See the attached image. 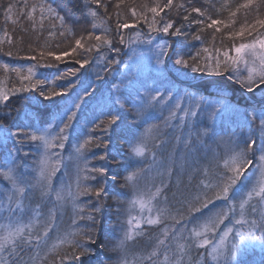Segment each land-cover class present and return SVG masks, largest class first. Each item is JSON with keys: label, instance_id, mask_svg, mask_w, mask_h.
Instances as JSON below:
<instances>
[{"label": "snow or ice", "instance_id": "snow-or-ice-1", "mask_svg": "<svg viewBox=\"0 0 264 264\" xmlns=\"http://www.w3.org/2000/svg\"><path fill=\"white\" fill-rule=\"evenodd\" d=\"M218 2L219 7L209 0L208 7H192L190 11L183 3L177 4L176 0H153L152 4L144 3L139 8L131 3L125 15L121 8L127 0H116L114 15L118 42H132L133 37L126 40L121 34L122 29L134 27L128 22L129 15L136 23L143 21L151 33L184 36V23L177 26L176 21L164 18L173 10L184 9L187 14L183 21L189 22V27L191 24L200 26L192 39L202 40L200 33L212 30L213 47H204L186 59L181 54L184 45L180 41L173 44L165 40L156 45L153 53L156 70L161 71L160 66L165 65L166 58L175 57L172 64L176 71L185 68L192 73L226 76L228 82L239 86L245 93L255 95L258 91L261 103L249 105L241 111L227 101L223 88L218 89L215 100H206L203 96L197 98L187 92L183 96L179 92L174 93L161 80L159 86L148 88L141 83L129 91L128 97H114L113 108L101 112L87 131L78 132L74 122H78L77 113L84 98L91 95L88 89H84L77 101L65 109L58 121L45 127L11 132L0 125V139L5 142L12 140L14 147L18 145L15 154L9 151L3 166H0V183L7 184L6 188H0V213L3 214L0 215V264H68L70 261L85 264L82 258L90 260L97 248L103 250L105 245L97 244L96 240L99 221L92 214L100 213L102 206L92 207L85 217L81 215L85 208L80 198L95 197L99 203L101 198L108 196V181L117 179L110 169L112 164L123 168V186L131 190L127 219L111 249L119 254L117 264H209V261L210 264H240L238 253L246 243L260 241L264 246V32L258 31L264 29V16L260 15L264 0ZM89 3L98 5L107 13L104 0H89ZM0 7L6 23L11 21L17 25L21 20L26 21L30 30L37 34V42L44 34L46 21L49 22L48 37H73L72 45L59 52L53 50L59 45L53 46L48 39L38 48L29 45V50L35 55L26 58L35 63L26 70L19 67L11 69L27 83L11 90L0 88V102L8 101L10 93L32 92L48 84L53 87L40 90L39 96L49 101L64 96L76 85L69 81L66 87L57 90L55 81L77 76L86 65L97 63L91 59L90 54L94 51L107 62L106 68L121 63L115 58L108 61L100 51L107 47L109 52L119 55L121 49L113 46L109 29L105 26L111 17H101L96 8L89 7L86 13L93 22V31L86 36H77L65 16L47 3L29 4L28 0H21L20 5L9 3ZM210 9L217 18H213ZM193 13L200 18L190 21ZM225 13L226 18H220ZM253 13L255 18L249 22L248 16ZM240 15L244 20L237 28ZM28 30L21 27L22 32ZM217 33L232 41L231 47H224L222 41L221 47H214ZM246 34L251 37L248 42L235 43L237 38L243 40ZM134 36L137 40L142 38L140 32ZM154 39L149 35L143 43L151 45ZM23 40L24 37L20 36L19 41L23 43ZM5 42L9 46L14 44L7 30L0 37V45ZM201 53L206 55L202 62H198ZM14 54L18 53L11 50L6 53L8 56ZM78 55L80 58H76ZM66 57L72 58L79 67L56 76L52 81L36 78L37 68L58 69L56 62H62ZM0 67L9 69L8 64H0ZM100 78L97 73L96 79ZM127 83L132 85L133 81L128 80ZM141 88L145 90L141 92ZM156 111L160 112V122L148 124V120L156 118ZM164 111L168 112L166 117ZM129 113L132 114L131 124H127ZM178 113L182 116L179 123L173 125ZM229 114L238 118L234 123L239 134L233 130L218 140L214 139L217 136L215 123ZM97 131L105 135H94ZM73 134L77 143L66 159L75 165V186L62 180L54 184L57 173L67 165L62 151L53 150L65 149ZM114 137L127 138L126 152L113 151ZM208 140H213L215 149L209 146ZM26 144L36 149L35 169L27 160L29 153L23 151ZM92 149H103L98 157L92 153L94 158L104 162L103 166L89 167L88 154ZM121 156L123 159H117ZM145 163L147 167L142 166ZM142 181L146 182L143 188ZM91 182L99 186L93 187ZM181 185H186V191H180ZM173 186L177 191L172 192L170 203L168 192ZM67 207L76 214L73 228L59 232L58 223ZM78 220H86L90 224L81 228ZM161 225L163 227L153 237L154 243L149 250L130 254L132 242L150 235L149 229ZM208 235L218 239L209 240ZM90 245H96V248ZM193 251L196 252L195 257L192 256Z\"/></svg>", "mask_w": 264, "mask_h": 264}, {"label": "trees", "instance_id": "trees-1", "mask_svg": "<svg viewBox=\"0 0 264 264\" xmlns=\"http://www.w3.org/2000/svg\"><path fill=\"white\" fill-rule=\"evenodd\" d=\"M29 4L44 2L51 5L53 8L60 11L61 15L65 16V19L69 25L72 26L77 36L87 35L88 32L93 31L91 17L86 15L88 8H96L101 17L110 16L111 19L107 20L106 27L109 29L108 35L113 40V46L119 47L121 49L119 55L114 52H109L107 47L101 48V53L107 56V60L110 61L113 58L119 59L121 63L108 65L106 68V61L98 57L97 53L94 51L91 53V59L93 61H98L97 63H90L81 69L77 76L69 77L67 80H56L55 87L59 90L60 87H66L69 81L76 85L74 89L65 94L64 96L54 97L51 101L39 96L40 90H46L49 87H53L52 84L42 86L41 89L33 90L32 92H17L14 95L10 93L9 100L6 102H0V125H4L11 132L17 131V129L27 130L29 128L45 127L48 123L58 121V118L63 115L66 108H70L73 103L78 99L79 95L83 94L84 89H88L91 93L89 97H85L84 101L81 103V109L77 113L78 122H74V126L77 131H87L91 129L92 122L100 117L101 112H107L109 109L113 108L112 99L117 95L123 97H128L129 91L134 89L138 84H145L148 88L153 87V85L159 86L161 80L165 81V84L171 87L172 91L179 92L181 96L185 92L195 96H203L206 100H215L218 96V89H224V97L227 101L241 111H243L249 105L257 106L261 103L260 93L257 91L255 95L248 94L242 91L239 86L234 83L228 82L225 77L210 76L205 73H192L190 69L181 68L180 71H176L173 67L172 59L165 62V65L160 66L161 71H157V66L155 63V56L153 55L156 45L161 44L163 41L168 40L170 43L175 44L180 41L184 47L181 50V54L185 56L186 59L189 56H195L196 52L204 47H213L212 45V30H206L201 34L202 40H193L192 36L197 34L200 26L191 24L189 27V22L183 21V16L186 15L184 9H180L178 12L173 10L165 19H172L176 21L177 26L180 23L185 24V28L182 31L185 32L184 36L174 37L165 34L151 33L147 25L140 21L136 23L131 16L128 17V22L133 24L134 27L129 29H122L121 34L125 36L127 40L130 36L133 37L131 43L119 44L118 34L115 31L116 18L114 12V4L116 0H104L107 4V13H105L103 8H99L98 5H92L89 0H28ZM164 2V0H161ZM235 2H242V0H235ZM9 3L21 4V0H0V6H6ZM134 3L138 8L144 3L152 4L153 0H127V3L122 6L121 11L127 15L128 4ZM177 4L183 3L185 9H190L192 7H208L209 0H176ZM211 3L216 4L219 7L218 0H211ZM263 11V9H261ZM167 11V10H166ZM210 13L213 18H217L213 10L210 9ZM161 15H164L163 13ZM15 18V17H14ZM197 14H192L190 16V21L192 19H199ZM220 18H226V13ZM244 17L242 15L238 16V21H241ZM58 25L59 22L55 21ZM237 26H239L237 24ZM21 27L29 29L26 32L21 31ZM238 28V27H237ZM49 29V22H45V31L43 36L40 37V41L36 40V33L30 30V25L21 20L20 24L13 25L11 21L5 22L3 15V8L0 7V37H3V32L7 30L13 38V46H9L7 42L0 45V64H8L9 69H4L0 67V88L5 90H11L12 88H20L22 84H26V81H21L17 74L13 72L12 68H22L27 69V67L33 65L35 62L28 60L26 57L30 55H35L34 52L29 50V45L32 47H40L45 39L53 46L59 45V48L53 47V50L59 52L66 50L73 43V37L67 35L66 37H61L59 35L55 37H48L47 31ZM56 31V29H52ZM101 30H97V34ZM259 32H264V29L258 30ZM140 32L142 38L137 40L134 33ZM151 35L154 36L151 45L143 43L144 39ZM256 35L255 33L253 34ZM23 36V43L19 41V37ZM246 37V35H245ZM238 39V40H237ZM235 43L239 41L237 38ZM251 39V37H247ZM221 41L224 47H231L232 41H230L226 36H222V33L216 34V42L214 47H221ZM13 51V56L6 55L7 51ZM206 54L201 53V58L198 62H202ZM214 55V53H213ZM76 58H80L79 55ZM48 62H51L50 60ZM191 62V61H190ZM211 62V61H208ZM43 63V62H41ZM59 64V68H44L39 67L36 69L38 79H48L52 81L56 76L67 72L70 69L78 68L79 65L75 61L66 57L62 62H56ZM127 66V67H126ZM180 67V66H176ZM231 71V70H230ZM100 74V79H96V74ZM187 73V74H185ZM26 74V72L24 73ZM241 74L243 75V67L241 66ZM227 75V74H226ZM79 78V83L77 79ZM166 78V79H165ZM128 80L133 81L132 85L127 83ZM145 89L141 88L140 91L143 92ZM163 91V88H161ZM130 107V105H129ZM129 118L127 124L133 123L132 114L129 113ZM166 117L168 115L167 111L163 112ZM160 112L156 111L154 119L148 120V124L159 123L158 119ZM182 113L177 114V120L173 121V125L179 123V117ZM103 118V117H101ZM203 119V117H201ZM238 118L235 115L229 114L222 121H217L215 123V131L217 136L214 139L218 140L220 136H226L233 130L239 134V128H237L234 121ZM147 127V125H145ZM142 130V129H141ZM136 131V129H132ZM165 131H168L165 129ZM171 134V133H169ZM94 135L104 136L103 132H95ZM75 134L70 135L69 142L66 144L65 149L53 151H62L65 157L64 163L67 167H62L61 171L57 173L54 178V184L58 180H62L65 183L72 184L75 186V165L67 161L68 155L71 153L72 149L75 147L77 141L74 139ZM113 151L126 152L128 149L127 138L126 137H114L113 138ZM207 143L213 149L216 148V144L213 140H208ZM18 147V145L16 146ZM16 147L13 146L12 140H7V142L0 140V166H3L5 158L9 151L15 154ZM24 152L29 153L27 160L31 167L35 169L36 161L38 155L34 147H30L27 144L24 146ZM92 153L98 157L103 153V149H92L91 153L88 154L89 167H100L103 166L104 162L99 161L94 158ZM112 157H109L111 160ZM117 159H123V157H117ZM150 159V158H149ZM147 167V163L142 165ZM110 169L113 175L117 176L116 181H108V196L100 199L97 203L95 197H81V203L85 208V211L81 213L85 217L90 213L92 207L102 206V211L100 213H92L96 216L99 221V229L96 237L97 244L103 243L105 248L103 252L96 249V253L91 259L82 258L85 264H117L119 259V254L112 249V245L115 240L119 237L122 228L124 227V222L127 219L126 209L127 201L131 198V190L123 186V180L121 179L124 174L123 168H117L115 164L110 165ZM187 180V177L184 178ZM93 187H98L99 185L95 182H91ZM145 181L141 182V188L145 186ZM195 183V181H193ZM6 183H0V188H6ZM186 187V185H185ZM176 187L173 186L171 190ZM37 201H34L35 203ZM172 202V199L169 200ZM46 211V209H43ZM135 214V213H134ZM3 215V214H1ZM76 218V214L73 212L71 207H67L62 212V218L58 223V231L64 232L71 230L73 228V219ZM81 228L86 227L90 224L89 221H77ZM227 223V222H226ZM160 227H152L149 229L150 235H145L137 238L134 242L129 245L130 254H140L146 252L150 249L152 243H154L153 237H155L159 231ZM207 239L215 240L218 239L216 236L208 235ZM96 248V245H90ZM140 251V253H138ZM200 251H204L201 249ZM192 256H196V252H192ZM238 260L240 264H264V246L261 245L260 241H253L246 243V245L238 253ZM131 259V255L129 256ZM68 264H75V262H68ZM210 264V261H209Z\"/></svg>", "mask_w": 264, "mask_h": 264}, {"label": "rangeland", "instance_id": "rangeland-1", "mask_svg": "<svg viewBox=\"0 0 264 264\" xmlns=\"http://www.w3.org/2000/svg\"><path fill=\"white\" fill-rule=\"evenodd\" d=\"M263 9V11L261 10L260 11V15L261 16H264V8H262ZM255 18V14L253 13V14H250L249 16H248V21L249 22H251L253 19ZM243 20H244V18L241 20V21H238V25H239V23L240 22H243ZM236 27H238V26H236ZM247 34H246V37L245 38H243V40H241V39H239V41H237V43H240V42H248L249 41V39H247ZM238 40V39H237ZM163 43V42H162ZM171 53H169V55H170ZM167 59V58H166ZM166 59H165V62H166ZM0 140H2V141H4L3 139H0ZM177 191V189L175 188L174 190H171L170 192H168V196H169V200H171L172 199V192H176ZM180 191L181 192H184V191H186V187H185V185H181V187H180ZM2 213H0V215H1ZM188 227L190 228V227H192V225H188ZM97 250L100 252L99 254H101L102 252H103V250H101V249H98L97 248ZM138 253H140V251L138 252Z\"/></svg>", "mask_w": 264, "mask_h": 264}, {"label": "water", "instance_id": "water-1", "mask_svg": "<svg viewBox=\"0 0 264 264\" xmlns=\"http://www.w3.org/2000/svg\"><path fill=\"white\" fill-rule=\"evenodd\" d=\"M170 56H171V54H170ZM168 61H169V59L167 58V60H166V64H167Z\"/></svg>", "mask_w": 264, "mask_h": 264}]
</instances>
